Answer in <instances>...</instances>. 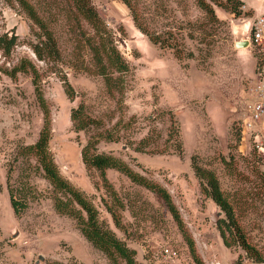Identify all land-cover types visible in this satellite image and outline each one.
<instances>
[{"label":"rangeland","instance_id":"rangeland-1","mask_svg":"<svg viewBox=\"0 0 264 264\" xmlns=\"http://www.w3.org/2000/svg\"><path fill=\"white\" fill-rule=\"evenodd\" d=\"M30 1L53 33L60 62L35 57L29 43L39 42V30L17 4L0 0V37H17L9 56L0 52V264H109L73 219L55 212L52 188L35 156L26 152L42 130L44 109L48 150L59 175L92 202L139 264L194 261L158 195L114 169L105 170V186L98 172L85 168L80 151L88 140L97 153L118 158L166 190L203 264H256L257 257L245 253L228 232L230 245L223 243L218 226L224 214L200 189L191 159L214 171L232 198L246 242L264 258V158L242 130L258 60L248 44L236 48L242 35L232 29L260 14L264 0H232L240 2L238 15L232 3L219 0L213 5L215 20L193 0H136L149 33L172 36L182 56L190 53L180 60L174 49L152 44L120 0H90L129 67L120 76L119 92H108L101 76L81 70L91 71L93 60L87 48L74 55L78 29L74 18L66 20V0ZM81 29L91 35L83 21ZM20 63H30L35 74L12 75ZM79 106L98 124L75 132L70 113Z\"/></svg>","mask_w":264,"mask_h":264},{"label":"trees","instance_id":"trees-1","mask_svg":"<svg viewBox=\"0 0 264 264\" xmlns=\"http://www.w3.org/2000/svg\"><path fill=\"white\" fill-rule=\"evenodd\" d=\"M10 1L17 4L39 30V34L37 35L39 42L29 43V47L35 57L40 61L47 60L60 62V54L53 33L49 29L45 19L39 16L36 8L31 4V1ZM120 1L128 8L136 28L146 35L152 44H158L161 48L174 49V57L178 60L183 56H191L190 53H188L189 55L184 54L182 56L180 52L176 50V44L173 43L175 42L174 37L171 36L160 39L157 35L147 31L142 23L141 16L138 13V3L136 0ZM193 1L196 6L209 17V19L215 20L213 5L219 6L221 4L219 0ZM229 3H232L230 7L231 11L238 15L239 11H237V8L240 6V2L226 0L225 6L229 5ZM63 5L65 6L67 22H71V19L74 18L76 23L75 27L78 29V35L75 36H79V38L77 40L74 39V55L81 54L82 50L87 48L92 56V70L88 71L86 67H81V70L101 76L108 92H112L113 90L118 92L121 91L123 85L122 77L120 76L127 74L129 72V67L114 46V42L112 41L105 24L97 15L90 0H66ZM81 21L86 23V26L91 30V35L86 36L84 34L81 29ZM75 27H73V25L70 27V32H72V34ZM16 39V35H12L9 38L6 35L0 37V52L3 56H9L12 48L16 45ZM257 60L256 65L259 66V56H257ZM76 66L77 65H74L73 67L76 68ZM27 70H30L32 74H35V68L30 63H27V65L20 63L12 69L11 74L14 75L16 72H26ZM114 74H117L118 76L114 77ZM72 92V87L66 82L65 93L70 96L72 95ZM38 100L41 101L40 95H38ZM70 119L75 132L85 131L89 127L98 124L96 121L84 116L81 106L71 110ZM49 136L48 113L44 109V123L42 130L39 133L37 141L33 145L27 147L26 152L32 153L33 156H35L36 161L43 172V177L48 181L52 188L53 196L51 200L55 212L59 215L73 219L80 234L94 249L101 252L106 257L109 264H139L135 259V251L129 248L124 241L118 238L104 224V222L100 220L99 212L92 202L88 200L81 191L73 187L68 181L59 175L48 150ZM80 155L81 161L87 170L93 169L99 173L103 185L108 186L104 173L105 170L114 169L126 176L133 184L158 195L163 200L170 215L182 231V236L187 242L194 264H203L196 254L193 240L184 229L179 214L173 205L170 196L163 187L134 172L126 163L118 158L104 153H97L95 143L92 140H88L81 148ZM191 164L194 176L199 181L200 189L224 214L225 218L219 221L218 226V231L223 243L226 246L230 245L225 237V232H228L229 235L235 237V242L239 244L240 248L245 253L257 257L256 263L264 261V258L260 259L254 248L246 242L237 222L232 198L221 190L214 171L201 167L193 158L191 159ZM110 188L111 187L109 186L108 190H110ZM10 200L13 204V209L16 210V204L13 202L12 198ZM118 206H120V208L122 207L120 202L118 203ZM108 212L112 216L115 225L119 226L115 213L111 211V209H108Z\"/></svg>","mask_w":264,"mask_h":264},{"label":"built area","instance_id":"built-area-1","mask_svg":"<svg viewBox=\"0 0 264 264\" xmlns=\"http://www.w3.org/2000/svg\"><path fill=\"white\" fill-rule=\"evenodd\" d=\"M247 42L250 49L260 58L255 73V84L251 90V100L247 105V117L242 130L256 141V151L264 158V9L247 23ZM163 252L167 255L168 249ZM256 264H264V261Z\"/></svg>","mask_w":264,"mask_h":264},{"label":"water","instance_id":"water-1","mask_svg":"<svg viewBox=\"0 0 264 264\" xmlns=\"http://www.w3.org/2000/svg\"><path fill=\"white\" fill-rule=\"evenodd\" d=\"M237 33L242 35V38L241 39L238 38L237 41H235L236 48L247 47V44H248V42H247L248 26L246 25V28L242 29V31L237 29Z\"/></svg>","mask_w":264,"mask_h":264},{"label":"bare ground","instance_id":"bare-ground-1","mask_svg":"<svg viewBox=\"0 0 264 264\" xmlns=\"http://www.w3.org/2000/svg\"><path fill=\"white\" fill-rule=\"evenodd\" d=\"M246 25H247V22H245V21H244L242 24H240L239 26L233 24V25H232V29H233L235 32L237 31V29H239V30L242 31V29H245V28H246ZM243 32H244V31H243Z\"/></svg>","mask_w":264,"mask_h":264}]
</instances>
